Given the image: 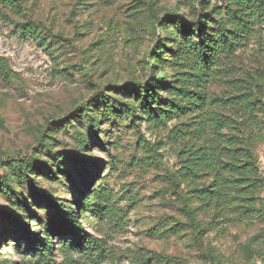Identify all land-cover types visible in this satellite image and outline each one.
<instances>
[{
  "label": "rangeland",
  "instance_id": "obj_1",
  "mask_svg": "<svg viewBox=\"0 0 264 264\" xmlns=\"http://www.w3.org/2000/svg\"><path fill=\"white\" fill-rule=\"evenodd\" d=\"M18 1L19 12L0 3V56L13 73L10 80L0 77V178L11 171L10 163L35 154L49 158L39 142L42 136L52 139L55 151H76V130L65 122L93 96H116L114 87L169 74V68H154L147 61L159 34L155 20L170 13L190 19L205 5L200 0ZM223 2L209 0L207 6ZM256 49L249 45L240 52L245 69H264V51ZM113 123L123 130L109 131V144L90 142L83 151L100 166L87 193L101 189L112 202L102 214L91 210L84 220L101 248L75 252L71 262L59 249V235L52 237L50 253H22L16 238L5 234L0 264H139L141 253L176 256L182 264H264V187L252 216H239L233 207L198 209L196 217L205 228L197 238L191 219L182 212L179 194L188 187L180 181L170 129L145 121L123 128L127 123L120 118ZM254 150L264 183V142L257 140ZM44 173L36 176L39 186L76 206L78 187L63 174L49 180ZM16 188V194L28 196L26 187ZM27 199L46 219L47 209ZM18 200L17 195L0 193V230L16 222L39 229L41 224L30 216L4 223L20 214Z\"/></svg>",
  "mask_w": 264,
  "mask_h": 264
},
{
  "label": "trees",
  "instance_id": "obj_2",
  "mask_svg": "<svg viewBox=\"0 0 264 264\" xmlns=\"http://www.w3.org/2000/svg\"><path fill=\"white\" fill-rule=\"evenodd\" d=\"M199 2L205 5L190 19L170 13L155 20L159 34L147 61L154 68H169V74L130 81L113 88L116 96L100 92L84 102L65 122L76 130V151H55L52 139L42 136L39 142L49 158L35 154L9 164L11 171L7 169L0 178V193L19 196L16 204L20 214L5 218L4 223L30 216L41 226L32 231L28 224L16 222L0 230V240L12 234L20 252L50 253L51 239L59 235V249L71 262L75 252L101 248L84 220H89L91 210L102 214L112 202L101 189L87 193L100 166H96L98 159L83 151L90 148V142L100 147L109 144V131L123 130L114 125L116 118L127 123L123 128H135L145 121L170 129L177 144L180 181L188 187L179 194L182 212L191 219L197 238L205 228L196 217L198 209L224 211L233 207L242 217L258 211L264 183L254 146L257 140L264 142V69H245L239 57L249 45L264 51V0H224L212 6H207L209 0ZM0 3L18 12L22 8L18 0ZM0 77H13L3 56ZM39 172H45L49 180L63 174L75 184L76 206L39 186ZM16 185L26 187L28 196L16 194ZM28 197L47 209L46 219L31 209ZM21 239L26 240L24 245ZM139 264L182 261L163 253H141Z\"/></svg>",
  "mask_w": 264,
  "mask_h": 264
}]
</instances>
